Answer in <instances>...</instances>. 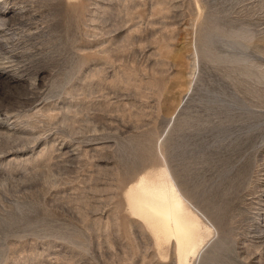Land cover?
I'll return each mask as SVG.
<instances>
[{"label":"rangeland","instance_id":"obj_1","mask_svg":"<svg viewBox=\"0 0 264 264\" xmlns=\"http://www.w3.org/2000/svg\"><path fill=\"white\" fill-rule=\"evenodd\" d=\"M217 9L264 30V0H0V264H178L130 212L143 177L209 228L190 264H264L260 68L192 66Z\"/></svg>","mask_w":264,"mask_h":264},{"label":"bare ground","instance_id":"obj_2","mask_svg":"<svg viewBox=\"0 0 264 264\" xmlns=\"http://www.w3.org/2000/svg\"><path fill=\"white\" fill-rule=\"evenodd\" d=\"M203 5L206 6V4ZM200 8L203 7L200 6ZM6 13V10H0L1 17L4 18ZM222 13L218 10L217 14L214 12L215 15L210 13V15L205 16L203 14L197 19L200 28L207 21L212 23L213 27L211 26L208 31L202 32L200 30L202 37L200 35L196 50L197 59L195 55L192 59L193 68H196L198 61L200 63L204 59H208L211 63L227 62L228 67L239 71L241 74H250L255 68H260L259 80L263 82V61L257 62L251 54H245V51L255 45V48L264 55V30L260 31V35H258L248 22L236 21L241 23L236 30L222 35L224 28L218 25L220 24L218 18H221ZM192 20L194 19L192 18ZM219 43L227 47L224 53H219L215 48ZM13 77L10 72L0 73V78L6 82H15V77ZM190 83L192 82H188V84ZM129 209L132 215L139 218L147 226L158 248L161 249L172 241L175 243L178 264H190V258L197 255L206 235L210 234L209 228L190 211L179 190L170 181L143 177L129 190Z\"/></svg>","mask_w":264,"mask_h":264}]
</instances>
